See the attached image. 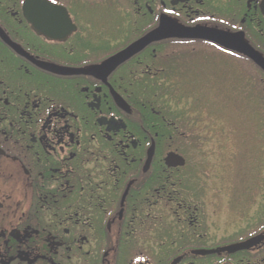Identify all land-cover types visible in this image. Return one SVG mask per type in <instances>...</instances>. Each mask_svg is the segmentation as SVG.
<instances>
[{
	"label": "flooded vegetation",
	"instance_id": "flooded-vegetation-1",
	"mask_svg": "<svg viewBox=\"0 0 264 264\" xmlns=\"http://www.w3.org/2000/svg\"><path fill=\"white\" fill-rule=\"evenodd\" d=\"M185 75L238 123L197 139ZM0 264H264V0H0Z\"/></svg>",
	"mask_w": 264,
	"mask_h": 264
},
{
	"label": "rangeland",
	"instance_id": "rangeland-1",
	"mask_svg": "<svg viewBox=\"0 0 264 264\" xmlns=\"http://www.w3.org/2000/svg\"><path fill=\"white\" fill-rule=\"evenodd\" d=\"M234 71L235 68L231 67ZM231 71V70H228ZM227 73V75H233L234 73ZM172 78V79H170ZM243 79V78H242ZM168 83L163 84L162 88L160 91H162V94L165 96L163 97V105H165L164 102H167L166 107L171 108V107H177L175 103H178L181 99L182 104L178 107L179 109V116L188 119L192 125H194L196 128L194 129V132L197 135V139L199 134L203 136V130L206 127V123L209 118V114L211 115L210 118V124L211 128L213 131H211L210 134L214 136V134L217 131H214V128H221L225 124L227 125H232V124H237L239 116H241L242 113L245 111L242 110L244 108V104L241 103L242 101L240 100L241 98H238V96L234 97V94H244V91H251V82L250 84L244 80H239L237 78L233 79H227L226 87L224 89V86L220 88V86L217 85L211 86L210 88V99L208 97L205 98L204 94H187L186 91L188 90H195L194 88V82H189L188 81V76H184V80L181 81L179 80L178 82L175 81L173 77H169L166 80ZM251 85V86H250ZM198 87H202L198 86ZM197 90V88H196ZM224 90L223 94H219V92ZM179 94V95H178ZM167 96V97H166ZM171 96V97H170ZM214 96V98H212ZM185 104V105H183ZM210 109V111H213V117L217 119L216 123L213 122V117L211 112L206 115V112L204 110ZM176 110V108H175ZM173 111V110H172ZM177 111V110H176ZM219 111L221 115L217 113ZM178 112V111H177ZM169 113V112H168ZM172 113V112H171ZM169 113V114H171ZM195 119L198 123L192 122L191 119ZM228 127H234V126H228ZM200 135V136H201ZM202 149V148H201ZM197 148L192 149V160L191 161V168L193 172H195L196 169V164L197 161L201 159L203 153L199 151ZM187 168V167H186ZM183 168L182 174H186L188 169ZM227 178V177H226ZM218 181H216V184ZM217 186V185H216Z\"/></svg>",
	"mask_w": 264,
	"mask_h": 264
},
{
	"label": "water",
	"instance_id": "water-1",
	"mask_svg": "<svg viewBox=\"0 0 264 264\" xmlns=\"http://www.w3.org/2000/svg\"><path fill=\"white\" fill-rule=\"evenodd\" d=\"M181 29V28H178ZM175 30H177V27L175 25H166V23H164L159 29H157L155 32L150 33L147 36V40L149 39H154L156 35H159V37H162L163 39L165 38H169V37H174V36H187L189 33L187 31H181V32H175ZM126 52H123L121 55L125 54ZM119 57H117L116 59V63H118L120 59H118ZM174 156L170 155L169 159H168V163L171 162L173 160Z\"/></svg>",
	"mask_w": 264,
	"mask_h": 264
}]
</instances>
